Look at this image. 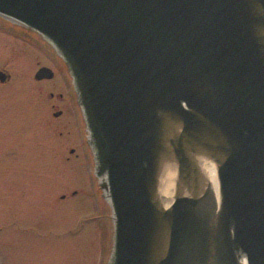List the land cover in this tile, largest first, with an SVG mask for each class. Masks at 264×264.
<instances>
[{"label":"water","instance_id":"water-1","mask_svg":"<svg viewBox=\"0 0 264 264\" xmlns=\"http://www.w3.org/2000/svg\"><path fill=\"white\" fill-rule=\"evenodd\" d=\"M0 17L67 67L107 264H264V0H0Z\"/></svg>","mask_w":264,"mask_h":264},{"label":"rangeland","instance_id":"rangeland-1","mask_svg":"<svg viewBox=\"0 0 264 264\" xmlns=\"http://www.w3.org/2000/svg\"><path fill=\"white\" fill-rule=\"evenodd\" d=\"M23 36L0 21V264H89L102 201L82 114L61 58ZM40 67L53 78L36 81Z\"/></svg>","mask_w":264,"mask_h":264},{"label":"flooded vegetation","instance_id":"flooded-vegetation-1","mask_svg":"<svg viewBox=\"0 0 264 264\" xmlns=\"http://www.w3.org/2000/svg\"><path fill=\"white\" fill-rule=\"evenodd\" d=\"M0 21L5 22L13 30L21 31L22 35H24L22 38L24 41L30 42L31 36L35 35L30 30H28V29H26V28H24L18 24L7 21L1 17H0ZM38 39H40V38H38ZM0 69H3V68H0ZM0 86H2V85H0ZM48 97L50 100L54 99L52 93H50L48 95ZM55 97H56V100L59 101V103L60 102L62 103L64 100L63 96H61L60 94H58V96H55ZM52 108L57 109V105L56 106L53 105ZM56 111L60 112L59 110H56ZM73 151H74V149H71L69 152L73 153ZM72 195L75 196V193ZM91 198L93 200V197H91ZM99 200L102 201V203H100L98 201V202H96V204H94V207L92 208V210H94V212L97 211V219L94 220L95 216H93V217L85 220L86 223H87V221H90L89 223H87L88 225L91 223H95V222L98 223V229L96 230V233L98 234V240L100 241V244H96L95 246L92 247V249L94 251V253H93L94 258L93 259L91 258L89 264H107L108 259L111 255V250H112V245H113L112 244L113 233H112V226H111V220H110V210H109L108 205L102 199V196L100 193H99ZM88 261H89V259H88Z\"/></svg>","mask_w":264,"mask_h":264},{"label":"bare ground","instance_id":"bare-ground-1","mask_svg":"<svg viewBox=\"0 0 264 264\" xmlns=\"http://www.w3.org/2000/svg\"><path fill=\"white\" fill-rule=\"evenodd\" d=\"M37 72V71H36ZM96 178V177H95Z\"/></svg>","mask_w":264,"mask_h":264}]
</instances>
